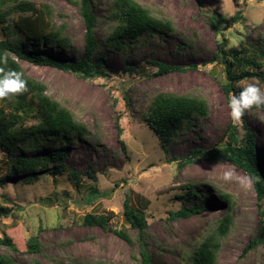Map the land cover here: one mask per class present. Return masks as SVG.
Instances as JSON below:
<instances>
[{"label": "rangeland", "instance_id": "obj_1", "mask_svg": "<svg viewBox=\"0 0 264 264\" xmlns=\"http://www.w3.org/2000/svg\"><path fill=\"white\" fill-rule=\"evenodd\" d=\"M34 1L55 8L54 20L65 25L64 34L72 43L67 48L48 44L40 45V49L67 59L81 57L85 25L79 5L65 0ZM113 1L96 0L100 41L107 40L115 24L110 19ZM137 1L156 16L172 20L175 31L145 34L128 43L124 51L106 44L102 55L105 76L84 77L17 59L28 75L46 83L48 94L70 108L91 134L70 143L54 140L36 151L22 153L29 157L66 150L67 165L82 173L79 187L68 173L53 177L43 171L39 179L30 182L20 178L25 173L13 176L9 156L0 149V177L4 181L0 207L11 209L7 215L0 213V237L12 236L20 249L12 252L1 245L0 253H10L21 264L32 258L41 264H138V244L128 243L112 229L84 224L88 214H106L112 228L125 227L134 238L136 232L125 215V201L129 199L132 207L147 215L154 264H187L194 246L228 207L217 196L221 190L232 195L234 223L223 240L219 264H264V243L247 250L264 225V199L259 200L251 176L226 159L178 165L179 158L194 148L224 144L229 140L230 124L240 128L243 123L241 118L234 124L230 116L229 94L221 84L227 78L219 49L222 44L227 52L237 47L245 56L256 54L264 62V0ZM239 11L242 18L233 22ZM4 38L0 24V40ZM31 45L25 42L22 47L29 49ZM156 60L185 69L159 73L153 62ZM263 70L264 66L258 69ZM242 82L264 88L258 76L237 82L239 89ZM162 92L202 95L210 106L209 114L200 118L195 128L181 130L166 149L143 117L147 106ZM244 117L246 126L255 133L264 171V108L254 107ZM240 132L244 131L240 128ZM15 177H19L17 181ZM188 184L197 185L202 192L198 201L188 202L182 197ZM195 202L206 208L190 217H170L171 211ZM36 235L43 242L44 254L26 251L24 244Z\"/></svg>", "mask_w": 264, "mask_h": 264}, {"label": "trees", "instance_id": "obj_2", "mask_svg": "<svg viewBox=\"0 0 264 264\" xmlns=\"http://www.w3.org/2000/svg\"><path fill=\"white\" fill-rule=\"evenodd\" d=\"M80 7V13L85 25V45L83 54L77 59L62 58L40 49V45L52 44L57 48H67L72 45L70 38L64 34L65 25H58L54 20L55 8L49 3H36L34 0H0V24L5 35L0 40V58L6 57V63L0 61V67L23 73L27 80V90L22 94L9 95L0 99V149L10 159V173L20 176L26 182L39 179V174L46 171L55 177L68 173L72 183L79 187L82 173L70 168L66 159L68 153L64 149L36 153L25 156L26 151H36L44 144L54 140L65 143L90 136L86 124L77 119L74 112L63 103L48 94V87L43 81L28 75L17 60L22 59L37 65H49L64 71H72L84 77L105 76L104 54L106 44L114 50L124 51L127 44L137 41L145 34L167 33L175 31L173 21L167 17L156 16L152 9L137 0H114L112 2L115 20L112 32L106 41H100L97 36V18L94 7L96 0H65ZM241 17L239 11L231 20L236 22ZM231 22V21H230ZM32 44L29 49H23V43ZM223 54L227 80L222 84L224 90L230 94H238L240 89L236 83L247 76H258L264 82V62L253 56H245V51L232 47L227 52L222 44L219 49ZM264 55V51H261ZM231 55V57H229ZM217 59V54L214 60ZM158 66V72L182 70L183 66H173L159 61H153ZM239 70V71H238ZM264 108V106H261ZM208 100L202 95L177 94L162 92L157 94L143 113L144 120L156 132L166 149L177 134L185 129H192L198 125V120L209 114ZM31 124H28V122ZM240 128L230 124L229 140L221 145H214L209 149L194 148L183 158H179L178 165L184 166L198 160L220 161L226 159L237 167L246 171L252 178L259 200L264 199V171L260 165L255 146V133L245 124V117ZM33 122V123H32ZM125 148V147H124ZM94 176V175H93ZM19 177H15L17 181ZM4 184L0 177V186ZM195 184H188V191L182 197L190 202L202 196V192ZM228 206L224 215L217 219L188 255L187 264H219V254L224 238L228 235L234 223L233 199L228 192L217 190ZM206 206L198 202L187 204L185 207L169 213L170 217L178 219L193 216L202 212ZM8 207H0L1 214H8ZM125 215L131 227L135 230V237L129 234L125 227L112 228L110 217L106 214H88L84 219L86 225H96L107 230L112 229L120 238L130 244H138L140 257L138 264H154L149 250L148 218L144 211L125 201ZM264 243V225L259 234L249 242L247 250ZM6 246L9 251H19L13 237L5 234L0 237V246ZM28 253L44 254V245L39 237L31 236L26 243ZM0 264H21L8 252L0 253ZM27 264H41L32 258ZM70 264H76L75 262ZM90 264H109L105 261H93Z\"/></svg>", "mask_w": 264, "mask_h": 264}, {"label": "clouds", "instance_id": "obj_3", "mask_svg": "<svg viewBox=\"0 0 264 264\" xmlns=\"http://www.w3.org/2000/svg\"><path fill=\"white\" fill-rule=\"evenodd\" d=\"M6 63V57L0 58ZM27 90V80L23 73L0 67V99ZM264 106V88L257 83H243L238 94H229L228 107L233 123H239L246 111Z\"/></svg>", "mask_w": 264, "mask_h": 264}]
</instances>
